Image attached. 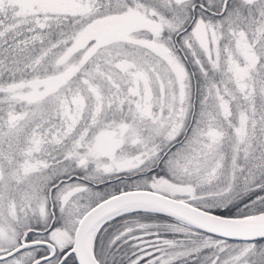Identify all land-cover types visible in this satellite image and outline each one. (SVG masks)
I'll use <instances>...</instances> for the list:
<instances>
[{
	"label": "snow or ice",
	"instance_id": "6c2138e0",
	"mask_svg": "<svg viewBox=\"0 0 264 264\" xmlns=\"http://www.w3.org/2000/svg\"><path fill=\"white\" fill-rule=\"evenodd\" d=\"M0 264H264V0H0Z\"/></svg>",
	"mask_w": 264,
	"mask_h": 264
}]
</instances>
